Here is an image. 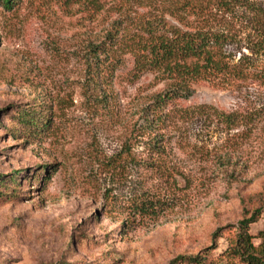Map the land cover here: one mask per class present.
I'll use <instances>...</instances> for the list:
<instances>
[{"label":"rangeland","instance_id":"1","mask_svg":"<svg viewBox=\"0 0 264 264\" xmlns=\"http://www.w3.org/2000/svg\"><path fill=\"white\" fill-rule=\"evenodd\" d=\"M246 1L254 7L199 16L180 0H20L13 8L0 1V175L20 172L17 185H0L8 193L0 196V264H169L201 252L214 264L258 208L250 231L261 242L264 82L256 74L264 70V0ZM135 14L228 33L227 60L255 74L230 88L200 81L176 104L253 110L254 120L234 128L175 121L159 137V155L148 152L144 142L156 133L143 112L171 81L153 72L132 79L130 54L116 65L104 54L105 63L94 60L113 23ZM26 107L52 116L38 136L14 135ZM141 197L163 206L135 216L131 202Z\"/></svg>","mask_w":264,"mask_h":264},{"label":"trees","instance_id":"2","mask_svg":"<svg viewBox=\"0 0 264 264\" xmlns=\"http://www.w3.org/2000/svg\"><path fill=\"white\" fill-rule=\"evenodd\" d=\"M2 5L13 8L20 0H0ZM81 1V0H66ZM92 3L97 0H85ZM246 0H180L182 9L190 14L205 15L214 7L234 12L238 7L251 6ZM264 41V17L258 24ZM232 41L231 36L220 30L204 25L183 28L172 23L161 14H135L113 23L106 34L104 53L97 51L94 60L106 64L120 63L122 54L133 56L134 65L131 70L132 79H138L145 73H156L160 80L171 81V87L154 96L145 107L143 119L149 131L155 134L144 142L145 149L152 155H159L162 150L158 143L163 131L175 121H191L204 118L217 120L228 128H234L254 120V114L246 111H225L215 105L202 103L187 107L176 104L179 99H188L194 93V85L207 81L214 87L230 88L235 81L245 79L255 73L244 71L239 65L227 60L225 45ZM257 78L264 82V70L258 72ZM26 107L18 114L14 135L38 136L45 130L51 119L48 111ZM50 112V111H49ZM19 133V134H18ZM46 170V167H44ZM7 180L0 175V185L9 187V182L18 184V174ZM3 177V178H2ZM39 180V178L37 179ZM8 181V182H7ZM7 195L0 190V196ZM159 197L134 198L131 213L137 215H154L163 203ZM262 208L256 209L249 218L240 222V226L229 237L227 248L218 254L214 264H264V232L260 233V243L254 241L255 235L250 231L251 224L258 221ZM134 223V220L131 221ZM127 224H124L126 226ZM210 246L207 249H215ZM208 251V250H207ZM210 255H179L169 264H207Z\"/></svg>","mask_w":264,"mask_h":264}]
</instances>
